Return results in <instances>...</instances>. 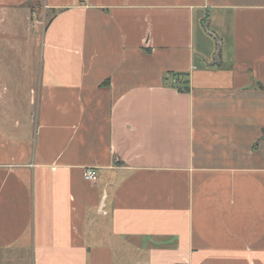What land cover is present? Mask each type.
<instances>
[{
	"label": "crops",
	"instance_id": "obj_1",
	"mask_svg": "<svg viewBox=\"0 0 264 264\" xmlns=\"http://www.w3.org/2000/svg\"><path fill=\"white\" fill-rule=\"evenodd\" d=\"M35 7L0 22V255L264 264V0H0Z\"/></svg>",
	"mask_w": 264,
	"mask_h": 264
},
{
	"label": "rangeland",
	"instance_id": "obj_2",
	"mask_svg": "<svg viewBox=\"0 0 264 264\" xmlns=\"http://www.w3.org/2000/svg\"><path fill=\"white\" fill-rule=\"evenodd\" d=\"M41 11L42 9H36V7L34 9L18 10L12 13H3L0 11V22H13V24L26 22L28 26L37 22L36 24H39V26L43 28L51 16L49 14L44 15ZM198 49L199 47L195 46V50L199 52ZM0 264H31V262L29 261L27 253L18 256L8 254L0 255Z\"/></svg>",
	"mask_w": 264,
	"mask_h": 264
},
{
	"label": "built area",
	"instance_id": "obj_3",
	"mask_svg": "<svg viewBox=\"0 0 264 264\" xmlns=\"http://www.w3.org/2000/svg\"><path fill=\"white\" fill-rule=\"evenodd\" d=\"M84 178L87 181L93 182L96 179V172L93 169H86L84 172Z\"/></svg>",
	"mask_w": 264,
	"mask_h": 264
},
{
	"label": "trees",
	"instance_id": "obj_4",
	"mask_svg": "<svg viewBox=\"0 0 264 264\" xmlns=\"http://www.w3.org/2000/svg\"><path fill=\"white\" fill-rule=\"evenodd\" d=\"M174 87L176 88V90H178L179 92H186L187 91V87L185 85L181 86V85H174Z\"/></svg>",
	"mask_w": 264,
	"mask_h": 264
},
{
	"label": "water",
	"instance_id": "obj_5",
	"mask_svg": "<svg viewBox=\"0 0 264 264\" xmlns=\"http://www.w3.org/2000/svg\"><path fill=\"white\" fill-rule=\"evenodd\" d=\"M218 53H219V49L217 47L216 54H215V60H217Z\"/></svg>",
	"mask_w": 264,
	"mask_h": 264
}]
</instances>
